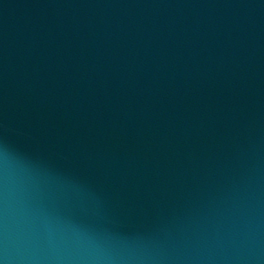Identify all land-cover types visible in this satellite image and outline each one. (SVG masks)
Returning <instances> with one entry per match:
<instances>
[{
	"label": "water",
	"instance_id": "1",
	"mask_svg": "<svg viewBox=\"0 0 264 264\" xmlns=\"http://www.w3.org/2000/svg\"><path fill=\"white\" fill-rule=\"evenodd\" d=\"M0 264H264V0H0Z\"/></svg>",
	"mask_w": 264,
	"mask_h": 264
}]
</instances>
